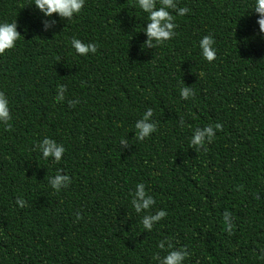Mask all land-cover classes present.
I'll return each instance as SVG.
<instances>
[{
  "label": "trees",
  "instance_id": "obj_1",
  "mask_svg": "<svg viewBox=\"0 0 264 264\" xmlns=\"http://www.w3.org/2000/svg\"><path fill=\"white\" fill-rule=\"evenodd\" d=\"M252 5L178 0L189 11L170 10L175 35L145 47L134 0H85L71 20L0 0V21L16 20L21 35L0 55L11 124H0V264H158L162 240L187 249L184 264H264V36ZM73 37L96 52L76 54ZM147 108L156 130L138 141ZM216 123L211 143L190 145L195 128ZM45 136L63 144L60 162L34 147ZM57 169L71 182L54 191ZM137 183L150 211L166 212L151 231L131 206Z\"/></svg>",
  "mask_w": 264,
  "mask_h": 264
},
{
  "label": "clouds",
  "instance_id": "obj_2",
  "mask_svg": "<svg viewBox=\"0 0 264 264\" xmlns=\"http://www.w3.org/2000/svg\"><path fill=\"white\" fill-rule=\"evenodd\" d=\"M85 0H32V5L38 9L44 16L49 17L56 14L64 20H71L72 17L78 14L83 8ZM178 0H134V7L138 8L142 13L146 14V27L143 32L147 37L144 42L145 47H154L163 42L170 40L174 35V29L177 27L175 17L184 16L189 10L186 7H178ZM175 12V17L172 14ZM258 14L256 21L259 29V34L264 36V0H253L252 10ZM21 37L17 31L16 20L0 21V55L5 54L12 49L16 42ZM71 48L80 56H85L90 53H95L97 45L92 42L85 43L78 38L73 37L70 41ZM215 41L211 35H204L198 42L201 57L211 62L216 58ZM65 88L63 85L57 86L55 101L64 100ZM191 87H182L179 89V96L181 99H187L193 95ZM70 104L73 102L70 101ZM152 109L147 108L143 115L136 120L134 124L135 137L139 140H144L156 130V124L151 121ZM9 103L7 97L0 93V124L5 128H11L9 123ZM179 123L183 125V118H180ZM221 124L206 125L204 127H197L193 130L189 143L197 148L204 147L205 143H211L215 137V132L221 129ZM125 143L124 139L120 140V144ZM34 147L39 151L42 159L51 158L54 163L61 161L62 155L65 152L63 144L57 143L55 140L45 136ZM68 175H61V170L57 169L56 174L50 176L48 183L54 191H59L61 188H66L70 183ZM18 206H23L24 201L17 198ZM155 201L151 195L145 191L144 183H137L134 192L131 193V206L135 213H144L140 218V223L143 229L151 231L153 225L162 220L166 216L163 209L150 211ZM230 213L225 211L223 213V220L226 229L231 228L228 223ZM79 218V215H77ZM167 245L168 251L166 254L158 259V264H184L186 257L189 255L186 248H173L172 244L167 240L158 242L157 247L164 249Z\"/></svg>",
  "mask_w": 264,
  "mask_h": 264
}]
</instances>
